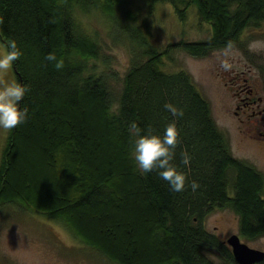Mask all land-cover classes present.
<instances>
[{
	"label": "trees",
	"instance_id": "1",
	"mask_svg": "<svg viewBox=\"0 0 264 264\" xmlns=\"http://www.w3.org/2000/svg\"><path fill=\"white\" fill-rule=\"evenodd\" d=\"M159 1L171 3L180 18L194 4L210 23L208 39L181 42L196 56L235 44L264 22V0H145L149 9ZM123 2L0 0V37L6 45L16 41L22 55L13 64L15 79L29 88L19 102L29 118L9 132L1 153L0 204L42 210L117 264H238L205 218L231 207L244 238L264 235V173L233 154L191 74L162 68L175 43L160 50L150 42L148 22L128 23L120 31L134 55L121 91L111 85L113 72L87 73L99 44L75 10L112 16ZM50 52L63 69L45 60ZM168 102L184 116L173 117ZM173 120L180 132L173 164L186 175L183 192L172 191L157 171L142 175L131 157L130 122L163 135ZM184 150L190 167L181 163ZM193 180L200 184L195 192L187 187Z\"/></svg>",
	"mask_w": 264,
	"mask_h": 264
},
{
	"label": "rangeland",
	"instance_id": "2",
	"mask_svg": "<svg viewBox=\"0 0 264 264\" xmlns=\"http://www.w3.org/2000/svg\"><path fill=\"white\" fill-rule=\"evenodd\" d=\"M134 13L135 20L131 21L130 15ZM75 14L85 33L99 44L98 57L89 59L87 73L113 72L111 85L116 92L121 91L122 78L134 55L130 39L120 31L122 26L148 22L153 45L161 50L175 43L169 56L163 58L162 68L168 72L184 69L191 74L194 83L209 100L217 126L228 136L233 154L253 163L264 173V143L249 141L240 133L238 120L231 111L236 102L229 90L233 88L235 74H243L252 82L257 80L264 91V22L245 29L235 44L196 56L185 50L181 42L208 39L211 25L201 18L194 4L188 7L184 18L178 16L169 2H156L149 9L145 0H124L112 16L98 8L85 12L77 8ZM6 46L0 37V52L5 51ZM250 46L255 50H250ZM143 59L145 56H140V60ZM222 62L231 66L229 71L221 67ZM15 78L12 66L5 79L10 83L17 82ZM8 134L0 129V160ZM205 225L221 239L238 233L250 246L264 250V235L244 238L240 234L239 216L231 207L212 210L205 218ZM210 254L219 260L215 254ZM0 264L117 263L84 244L64 223L42 210L19 202H6L0 204Z\"/></svg>",
	"mask_w": 264,
	"mask_h": 264
},
{
	"label": "clouds",
	"instance_id": "3",
	"mask_svg": "<svg viewBox=\"0 0 264 264\" xmlns=\"http://www.w3.org/2000/svg\"><path fill=\"white\" fill-rule=\"evenodd\" d=\"M250 50L255 49L250 46ZM21 55L22 53L14 40L6 46L5 51L0 52V129L6 132H11L29 118L28 108L21 109L19 107V102L23 100L29 88L17 82L9 83L5 79L14 62L19 60ZM45 60L49 63L54 62L56 70H61L64 67L63 60H58L55 53H48ZM221 67L225 71H229L231 68L227 62H222ZM164 108L173 117L184 116V110L171 102L166 103ZM128 132L130 142L133 144L131 157L137 170L142 175L157 171L160 178L169 184L172 191H185L186 175L173 164L176 148L180 143V132L176 120L166 125L163 135L155 134V129L151 125L145 131L136 121L129 123ZM181 158V163L190 167L192 158L186 150L181 152ZM187 187L195 192L200 184L193 180Z\"/></svg>",
	"mask_w": 264,
	"mask_h": 264
},
{
	"label": "flooded vegetation",
	"instance_id": "4",
	"mask_svg": "<svg viewBox=\"0 0 264 264\" xmlns=\"http://www.w3.org/2000/svg\"><path fill=\"white\" fill-rule=\"evenodd\" d=\"M232 86L229 90L236 103L231 111L238 120L240 133L249 141L264 143V91L261 84L257 80L250 81L246 75L235 74Z\"/></svg>",
	"mask_w": 264,
	"mask_h": 264
},
{
	"label": "water",
	"instance_id": "5",
	"mask_svg": "<svg viewBox=\"0 0 264 264\" xmlns=\"http://www.w3.org/2000/svg\"><path fill=\"white\" fill-rule=\"evenodd\" d=\"M225 241L230 245L238 264H257L264 259V250L250 246L238 233H232Z\"/></svg>",
	"mask_w": 264,
	"mask_h": 264
}]
</instances>
